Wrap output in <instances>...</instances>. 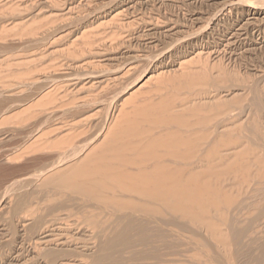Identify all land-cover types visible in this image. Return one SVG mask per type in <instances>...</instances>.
Here are the masks:
<instances>
[{
    "label": "rangeland",
    "instance_id": "obj_1",
    "mask_svg": "<svg viewBox=\"0 0 264 264\" xmlns=\"http://www.w3.org/2000/svg\"><path fill=\"white\" fill-rule=\"evenodd\" d=\"M242 3L256 11L245 12L241 9L243 8L241 7V5H243ZM0 23V46L5 47H0V95L3 97L0 99V101L3 100L2 103L0 102V264H50L51 262L44 257V254L49 249L71 248V244L73 245L75 243L74 238L80 241L81 238L84 239L85 235L90 236L91 233L100 230L102 226L112 224V215H108L110 213H108V210L106 212L104 207L106 204L110 205L109 202L115 204L116 201L114 200L106 202L104 207L98 202H91L94 203V205H92L93 207H91V210L87 213L88 217L83 219L81 217L78 218V214H76L77 216L73 214V216L70 211L71 214H68V210H65L60 214L63 219H61L60 216L58 217L60 220L47 218L45 224L35 232H30L28 226L29 223L35 221L36 218L41 215L45 218L48 209L55 207V202L59 204V202L62 203L66 200H72L68 203L69 206L74 209L81 206L80 204L83 202L80 198H83L84 201V197H82L84 194L81 195L80 193H83V191H80L81 189H74L69 186V184L68 187L63 184L57 185L59 182H57L56 179L63 174H58L56 176V173H58L56 171L61 168L62 171L60 173H64L62 165L65 166L68 162L65 166L68 170L65 169V173L68 171L69 174L74 176L76 173L72 170V167L77 160L76 166L82 170L87 169L91 166L90 162L94 159L93 156L96 154L94 157L97 158L102 148L103 152L101 153L106 154L104 152H108L104 157H112L115 156L114 154L116 153V155L119 156V161L115 163V165L117 164L122 168L125 167L127 161L130 159L139 160L137 158H140L139 161H144L148 160V157L149 159L160 158L171 152L177 151L184 155L189 153L185 155L188 156V158L184 156L182 159L191 163L198 162V159L203 156L206 157L205 155L214 159L216 164L213 163V165L215 167L213 166L212 169H209L210 171L206 170L204 174L209 177L211 176L209 184L212 187H216L218 189L214 188L216 191L221 190V192H224L223 195L226 192L228 196H226L227 198L225 197V202L227 200L226 206L224 205L225 202L222 201L224 207L219 205L218 211L216 210V212H214L213 210V213L211 212V217L216 223L217 229H220L221 234H216L215 237L212 235L211 231H207L203 228L201 231L205 235L203 237L206 238L208 234H210V237L212 236L211 241H213V243L211 242V244L215 242V247H218H216L217 252L219 253L222 251L219 253L220 256L222 254L225 260L227 259L226 261L229 260V264L236 263L234 261L235 259L233 260L230 258L235 252H239L240 254V251H242L243 254L241 252V262L238 260L237 264L248 262V258L252 256L253 257L249 259V263L255 264L254 261L257 262L256 259L258 260L257 257H259L258 264H264V259L262 258L264 257V148L262 147L264 146V112L251 105V98L253 99L254 96H258L257 98L264 104V0H0ZM37 42L38 44H36ZM29 43H31V46ZM20 46L23 48L17 50L21 48ZM191 59H193V61H191ZM189 83H192V86ZM140 84H142L143 87ZM38 85L42 86V89ZM36 86L39 87V90L35 89L37 88ZM139 86L142 88L140 89ZM181 90H184V93ZM192 90L194 91L192 92ZM5 94L6 96L9 95V100H5ZM45 94L47 100L44 99V97V100L42 99V96ZM182 96L185 98H181ZM176 97L179 100H177ZM11 98L16 101H18L19 98L21 101L19 100L16 102L14 100L11 102ZM40 98L42 103L38 101ZM20 103L21 105L19 106ZM85 103L87 105H85ZM180 103L183 105H180ZM171 104L173 106H171ZM75 106H79V108L77 107V109ZM161 106L164 107L162 108ZM15 107L17 109L13 110ZM212 107H214V110L210 111V109H213ZM89 108L90 110H87ZM169 108L170 110H167ZM203 108L205 109L203 110ZM69 109L70 111H68ZM159 109H161L162 112ZM4 110L7 112L5 113ZM143 110L145 112H143ZM151 111L153 113H151ZM19 113H21V115ZM129 113L130 118H133V120L127 117ZM163 113L168 116L163 115ZM174 113L176 114L174 115ZM192 113L198 118L196 119V117L192 116ZM202 113L205 114L203 115ZM45 114L47 117H44ZM131 114L134 116H131ZM150 115L152 116L150 117ZM156 116L159 120L163 118L161 119L162 121L159 122ZM2 117L4 119H2ZM152 117L155 120H153ZM172 117H175V119ZM216 117H218L219 121ZM149 118H152V121ZM115 119L116 121L114 122ZM206 120L211 122H206ZM202 121L207 123V125L205 126V123ZM231 122H233V124ZM149 123L150 128H148ZM151 123H153L154 126ZM171 123L174 124L172 125ZM129 124L132 125V127H130ZM133 124L136 127H134ZM136 124L139 126V129H137L138 127ZM161 124H165L166 127L161 126ZM217 124L218 126H216ZM183 126L185 129L182 128ZM237 126L239 127L238 129ZM161 128L162 130H160ZM240 128L241 130H239ZM167 129L168 131H166ZM133 130H136V132ZM148 130L150 132H148ZM141 131L143 133L148 132L147 134L149 135L152 131L154 133L150 135V138L146 133L144 136ZM231 131L233 134H231ZM119 132L122 136L125 132V137H123V139ZM115 133L117 134V138ZM210 133L212 138L209 135ZM108 134H111V137H107ZM178 134L179 136H177ZM198 134H200V136ZM236 135L237 137L239 136V139L235 138ZM140 136L141 138L139 139ZM259 137L260 139L258 140ZM113 139L115 143H113ZM169 140L170 142H168ZM202 140H204V142H202ZM246 140L250 144L248 143L247 145V143H245ZM89 141L93 143L91 144ZM101 141L105 143L103 142L102 145ZM128 141L131 143V147ZM53 142L54 144L56 142V144L53 145ZM172 142L175 143V145ZM210 143L212 145L215 143L214 150L218 151V154H216V151V155L207 154V151H209L208 148L211 146ZM252 143H254V145ZM87 144V149L83 148ZM111 144L114 146L116 145V147ZM125 144L126 146H124ZM127 145H129V147ZM247 147L249 148L248 150ZM242 148L245 150H242ZM70 149L76 152L73 153ZM77 149L83 151L79 154V152L77 153ZM125 149L128 155L124 152ZM87 151L88 153L91 151L89 159L87 157L89 155ZM110 151H114L111 152L112 155L109 153ZM138 151L139 153L135 154ZM200 151L201 153H199ZM122 152L125 154L123 153V155ZM140 152H142V154ZM163 153L165 154L163 155ZM58 154L63 157L67 154L70 155L64 157L67 159H63L62 156L60 159V155L58 157ZM103 154L99 156L100 160L98 157V159L95 158V161L93 160L91 163L95 164V162L97 163L98 161L101 162L102 159L104 160ZM68 156H70V158ZM84 156L85 158L87 157L85 161L83 159ZM129 157L130 159H128ZM120 158L122 159L120 160ZM57 159L60 160L59 162H61V160L63 162L66 160V163H58ZM82 159L83 163L85 162L84 164L81 163ZM126 159L128 160L126 161ZM55 160L57 164L54 163ZM121 161L122 164L126 162L125 165H121ZM218 161L221 162L219 163ZM50 163L53 167H49L48 169H51L49 171L46 167L50 166ZM69 163L71 166H68ZM78 163H81V166ZM53 164L57 167L55 168ZM58 164H60V166ZM227 164L229 167L226 166ZM42 165L45 166L43 167ZM224 166L227 167V169ZM69 168H71L70 171ZM43 170L44 173L47 172V174H42L41 172H43ZM226 170L229 172L227 173ZM71 171H73V173H71ZM53 172H56L55 175ZM34 174L40 179L36 178ZM37 174L40 175L37 176ZM51 175L55 176V178H53V176L51 179H55L53 183L55 182L57 184H48V182H46L47 180H45L46 186L43 185L42 179L50 178ZM67 176L65 174L64 177ZM80 176H77L79 178L78 180L76 179V175L74 176L77 183L82 182L81 180L84 181L86 178L82 176L84 179L81 177L80 180ZM231 177L235 180L233 181ZM236 181L239 182L237 183ZM50 182L52 183V181ZM112 182L113 184H111ZM117 182H109L112 188H117L115 190L116 196L114 197L117 198L116 200L126 195L121 192L122 190L118 189L117 186L119 184H117ZM233 183L235 185H233ZM61 187H67L68 190L67 188L63 190ZM255 188L260 191L257 192ZM58 190L60 191L57 192ZM63 191H65V193H63ZM106 191V189L102 190V188L100 189L98 186L93 192L91 191V194L88 192L86 196L90 195L96 197V194L97 196L100 194H107ZM23 192L25 193L24 195L27 194L25 197L27 198V205H29L25 206L24 210H27L28 207L31 208V210H27L29 216L23 213L25 212L23 210L20 215L14 217L12 216L11 210L15 202L21 198L18 197V194H23ZM50 192L52 195L54 193V195L52 196L49 194ZM221 192L219 191V194ZM108 193H110V191ZM59 194L64 198L63 201ZM121 195L124 196L121 197ZM113 203L111 205H113ZM98 204H100V206ZM251 204L252 207H250ZM96 207H100L102 210L104 209L106 213L100 208L97 210ZM107 207L108 206L105 208ZM241 208L243 210L245 208V210L243 211ZM259 209L261 211H259ZM231 210H233V212ZM37 212H40L39 215ZM8 214L10 216H8ZM63 214H65V216H62ZM92 217L94 219L93 221H96L94 224L95 226L88 222ZM257 217L260 219L255 220ZM24 220L30 221L25 222ZM55 222H57V224ZM79 223H82L83 226L81 224L79 225ZM232 224L233 226L236 225L235 227H237L239 231H245L246 228H248L240 242L241 245H236V247L233 245L234 248L227 243L230 242V237L228 238L230 235L229 231L228 234L225 233L228 227V230L230 228L235 230ZM22 225H24V227ZM237 228L236 230H238ZM251 229H253V231ZM13 230L14 232H12ZM114 230L109 229L105 235L110 236L113 235L114 232L115 234L118 232V230ZM108 233L110 235H108ZM219 236L220 238H218ZM208 237L209 236H207V240L210 238ZM228 248L232 251H228ZM193 254V251H191L189 256L186 254L188 257H179V259L185 262L191 257L188 261L191 260L193 262L197 258ZM243 255L245 257L244 259ZM246 257L248 258L246 259ZM232 258L234 257L232 256ZM81 260V257H65L62 260L63 262L58 261L52 264H61L65 262L67 264H78L82 262ZM261 260L262 262L259 263ZM130 262H132V264L134 262L135 264L136 261L127 260L125 264H131ZM137 263L138 262H136V264Z\"/></svg>",
    "mask_w": 264,
    "mask_h": 264
},
{
    "label": "bare ground",
    "instance_id": "obj_2",
    "mask_svg": "<svg viewBox=\"0 0 264 264\" xmlns=\"http://www.w3.org/2000/svg\"><path fill=\"white\" fill-rule=\"evenodd\" d=\"M241 4V3H240ZM243 4V3H242ZM241 7H243V8H241V9H243L245 12H252V11H256L255 9H253V8H251V7H249V6H247V5H241ZM72 9V8H71ZM62 11V10H61ZM69 13V12H68ZM39 14V13H38ZM41 14V13H40ZM56 15V14H55ZM57 17V16H56ZM15 18V17H14ZM19 18V17H18ZM21 18V17H20ZM4 19V18H3ZM16 19V18H15ZM7 20H9V19H7ZM17 20V19H16ZM29 20V19H28ZM13 21V20H12ZM21 21V20H20ZM27 21V20H26ZM5 22V21H4ZM23 22V21H22ZM28 22V21H27ZM21 23V22H20ZM25 23V22H24ZM41 23V22H40ZM73 23V22H72ZM1 24V23H0ZM17 24H18V22H17ZM71 24V23H70ZM21 25V24H20ZM3 26V25H2ZM29 26V25H28ZM13 28V27H12ZM40 29V28H39ZM6 30H8V29H6ZM5 30V31H6ZM34 30H36V29H34ZM13 32H15V31H13ZM23 32V31H22ZM29 32V31H28ZM32 32V31H31ZM36 32V31H35ZM4 33V32H3ZM21 34V33H20ZM34 34V33H33ZM42 35H44V34H42ZM20 38H21V36H20ZM33 38V37H32ZM22 39V38H21ZM45 39V38H44ZM43 39V40H44ZM48 39V38H47ZM46 39V40H47ZM38 40V39H37ZM7 41V40H6ZM31 41V40H30ZM41 41V40H40ZM45 42V41H44ZM32 43V42H31ZM31 43H29V45L31 44ZM22 44V43H21ZM23 44H24V42H23ZM36 44H38V42L36 43ZM27 45H28V43H27ZM25 46V45H24ZM31 46V45H30ZM1 47V46H0ZM4 47V46H3ZM3 47H1V48H3ZM21 47V46H20ZM5 48V47H4ZM8 48V47H7ZM6 48V49H7ZM9 48H10V46H9ZM19 48V47H18ZM23 47H21L20 49H17V50H21ZM5 49V50H6ZM12 49H13V46H12ZM29 49H30V47H29ZM2 50V49H1ZM14 50V49H13ZM16 50V51H17ZM24 50V49H23ZM7 51V50H6ZM27 51V50H26ZM8 52V51H7ZM14 52V51H13ZM93 52V51H92ZM3 53V52H2ZM1 53V54H2ZM94 54V53H93ZM92 54V55H93ZM95 55H97V54H95ZM99 55V54H98ZM191 61H193V59H191ZM2 64V63H1ZM187 64V63H186ZM186 64H184V65H186ZM18 65V64H17ZM182 65V64H181ZM198 66V65H197ZM26 67V66H25ZM130 68V67H129ZM186 68H187V66H186ZM184 69V68H183ZM190 69V68H189ZM129 70H131V69H129ZM182 70V69H181ZM132 71V70H131ZM174 71V70H173ZM190 71V70H189ZM176 72H178V71H176ZM193 72V71H192ZM191 72V73H192ZM205 72H207V71H205ZM154 73V72H153ZM162 73H164V72H162ZM125 74V73H124ZM159 74V73H158ZM188 74V73H187ZM193 74V73H192ZM111 75V74H110ZM109 75V76H110ZM117 75V74H116ZM194 75V74H193ZM120 76V75H119ZM187 76V75H186ZM199 77V76H198ZM119 78V77H118ZM149 78V77H148ZM150 79V78H149ZM162 79V78H161ZM167 79V78H166ZM96 80V79H95ZM114 80V79H113ZM174 80V79H173ZM189 80V79H188ZM191 80H193V79H191ZM115 81V80H114ZM117 81V80H116ZM148 81V80H147ZM203 81V80H202ZM118 82V81H117ZM152 82V81H151ZM150 82V83H151ZM179 82V81H178ZM177 82V83H178ZM183 82V81H182ZM188 82H190V81H188ZM138 83V82H137ZM153 83V82H152ZM169 83H170V80H169ZM176 83V82H175ZM183 83H185V82H183ZM216 83V82H215ZM100 84H101V81H100ZM144 84V83H143ZM145 84H147V83H145ZM181 84V83H180ZM189 84H191V86H192V83H189ZM188 84V85H189ZM196 84V83H195ZM131 85V84H130ZM141 86H142V84H140ZM176 85V84H175ZM178 85V84H177ZM185 85V84H184ZM197 85V84H196ZM39 87H41V89H42V86H40V85H38ZM156 86V85H155ZM182 86V85H181ZM201 86V85H200ZM37 87V86H36ZM39 87H37V88H35V89H38L39 90ZM130 87V86H129ZM143 87V86H142ZM142 87H140L139 86V88L141 89ZM183 87H187V86H183ZM192 88V87H191ZM40 89V90H41ZM138 89V88H137ZM179 89V88H178ZM130 90V89H129ZM37 91V90H36ZM44 91V90H43ZM43 91H41V92H43ZM125 91V90H124ZM123 91V92H124ZM137 91V90H136ZM139 91V90H138ZM158 91V90H157ZM159 91H161V90H159ZM182 91V90H181ZM184 91V90H183ZM182 91V92H183ZM194 90H192V92H193ZM2 92V91H1ZM9 92V91H8ZM34 92V91H33ZM32 92V93H33ZM164 92V91H163ZM250 92V91H249ZM7 93V92H6ZM36 93V92H35ZM136 93H139V92H136ZM181 93V92H180ZM184 93V92H183ZM196 93V92H195ZM194 93V94H195ZM204 93V92H203ZM256 93V92H255ZM1 94V93H0ZM124 94V93H123ZM158 94V93H157ZM160 94V93H159ZM182 94V93H181ZM3 95H4V92H3ZM2 95V96H3ZM35 95V94H34ZM121 95H122V93H121ZM198 95V94H197ZM208 95V94H207ZM5 96H6V94H5ZM5 96H4V98H5ZM9 96V95H8ZM8 96H6V99L5 100H9L10 98L8 97ZM28 96V95H27ZM36 96V95H35ZM133 96V95H132ZM144 96H146V95H144ZM186 96V95H185ZM210 96V95H209ZM227 96V95H226ZM0 97H1V95H0ZM43 97H44V99H46L47 100V98H45V97H47L46 96V94L44 95V96H42V99H43ZM161 97V96H160ZM160 97H158V98H160ZM173 97L175 98V96L173 95ZM205 97V96H204ZM223 97V96H222ZM258 97V96H257ZM257 97H255L254 96V98L252 99L251 98V101H252V104L251 105H253V107H256V108H258L260 111H262V112H264V107H263V105L264 104H262L261 103V101H260V99L259 98H257ZM3 97H1L0 99H2ZM13 98V97H12ZM11 98V99H12ZM181 98H185V97H181ZM29 99V98H28ZM43 99V100H44ZM164 99V98H163ZM176 99H177V97H176ZM220 99V98H219ZM15 100V99H14ZM13 99L11 100V102L12 101H14ZM20 99L18 98V101H19ZM133 100V99H132ZM136 100H137V97H136ZM136 100H135V102H136ZM156 100V99H155ZM174 100V99H173ZM177 100H179V99H177ZM201 100V99H200ZM214 100H216V99H214ZM2 101L3 100H1L0 102L2 103ZM16 101V100H15ZM18 101H16V102H18ZM21 101V100H20ZM23 101H25V100H23ZM22 101V102H23ZM38 101H40L41 102V98H40V100L38 99ZM130 101V100H129ZM157 101H160V100H157ZM161 101H163V100H161ZM175 101V100H174ZM211 101H212V99H211ZM250 101V100H249ZM37 102V101H36ZM44 102V101H43ZM167 102V101H166ZM170 102V101H169ZM176 102V101H175ZM183 102V101H182ZM181 102V103H182ZM186 102V101H185ZM209 102V101H208ZM29 103V102H28ZM42 103V102H41ZM46 103V102H45ZM128 103V102H127ZM159 103V102H158ZM162 103V102H161ZM171 103V102H170ZM177 103V102H176ZM180 103V105H183V104H181ZM193 103H194V101H193ZM192 103V104H193ZM202 103V102H201ZM215 103V102H214ZM224 103V102H223ZM13 104H14V102H13ZM37 104V103H36ZM124 104V103H123ZM131 104V103H130ZM142 104V103H141ZM154 104H156V103H154ZM166 104H168V103H166ZM197 104V103H196ZM203 104V103H202ZM208 104V103H207ZM249 104V103H248ZM21 105V103L19 104V106ZM25 105V104H24ZM84 105V104H83ZM85 105H87L86 103H85ZM84 105V106H85ZM127 105V104H126ZM137 105V104H136ZM174 105H175V103H174ZM179 105V104H178ZM189 105V104H188ZM199 105V104H198ZM212 105H214V104H212ZM226 105V104H225ZM250 105V104H249ZM10 106V105H9ZM8 106V107H9ZM16 106L18 107V105L16 104ZM143 106V105H142ZM155 106V105H154ZM159 106V105H158ZM171 106H173L172 104H171ZM187 106V105H186ZM203 106H204V104H203ZM211 106V105H210ZM72 107V106H71ZM76 107V106H75ZM78 108H79V106H77ZM76 107V108H77ZM86 107V106H85ZM121 107H122V105H121ZM135 107V106H134ZM134 107H131V108H134ZM162 107V106H161ZM164 107V106H163ZM162 107V108H163ZM199 107V106H198ZM201 107V106H200ZM77 108V109H78ZM82 108V107H81ZM125 108V107H124ZM161 108V109H162ZM166 108H167V106H166ZM185 108V107H184ZM196 108V107H195ZM206 108H208V107H206ZM211 108V107H210ZM213 109H210V111L211 110H214V107H212ZM252 108V107H251ZM255 108V109H256ZM12 109V108H11ZM17 108L15 107V109H13V110H16ZM71 109V108H70ZM70 109L68 110V111H70ZM77 109H75V110H77ZM161 109H159V110H161ZM172 109V108H171ZM173 109H174V107H173ZM176 109V108H175ZM197 109V108H196ZM195 109V110H196ZM205 108H203V110H204ZM215 109H216V106H215ZM218 109V108H217ZM254 109V108H253ZM252 109V110H253ZM257 109V110H258ZM7 110V109H6ZM85 110V109H84ZM87 110H90V108L89 109H87ZM118 110V109H117ZM137 110V109H136ZM167 110H170V108L169 109H167ZM181 110V109H180ZM188 110H189V107H188ZM200 110V109H199ZM199 110H197V111H199ZM207 110V109H206ZM219 110V109H218ZM258 110V111H259ZM5 111V110H4ZM10 111V110H9ZM80 111V110H79ZM83 111V110H82ZM120 111V110H119ZM132 111V110H131ZM152 111H153V106H152ZM151 111V113H153ZM174 111V110H173ZM186 111V110H185ZM196 111V112H197ZM210 111H208V112H210ZM248 111V110H247ZM7 111H5V113H6ZM130 112V111H129ZM137 112V111H136ZM142 112V111H141ZM143 112H145L144 110H143ZM155 112V111H154ZM161 112H162V110H161ZM164 112V111H163ZM177 112V111H176ZM180 112H182V111H180ZM187 112H189V111H187ZM195 112V113H196ZM121 113V112H120ZM123 113H124V111H123ZM135 113V112H134ZM150 113V114H151ZM166 113H167V111H166ZM185 113V112H184ZM190 113H191V110H190ZM212 113V112H211ZM217 113V112H216ZM219 113V112H218ZM3 114H4V112H3ZM20 115H21V113H19ZM18 114V115H19ZM119 114V113H118ZM176 113H174V115H175ZM203 114V113H202ZM205 114V113H204ZM203 114V115H204ZM208 114V113H207ZM5 115V114H4ZM117 115V114H116ZM120 115V114H119ZM156 115V114H155ZM158 115V114H157ZM159 115H162V114H159ZM163 115H167V114H164L163 113ZM181 115V114H180ZM196 115V114H195ZM210 115V114H209ZM256 115H258V114H256ZM261 115V114H260ZM3 116V115H2ZM125 116V115H124ZM131 116H134V115H132L131 114ZM152 115H150V117H151ZM168 116V115H167ZM170 116V115H169ZM173 116V115H172ZM179 116V115H178ZM192 116H194L193 115V113H192ZM208 116V115H207ZM213 116V115H212ZM218 116V115H217ZM6 117V116H5ZM44 117H47L46 116V114H45V116ZM128 118H130V113H129V116H127ZM154 117V116H153ZM152 117V118H153ZM162 117V116H161ZM165 117V116H164ZM176 117V116H175ZM175 117H172V118H174L175 119ZM184 117V116H183ZM194 117H196V119L198 118L197 116H194ZM205 117V116H204ZM203 117V118H204ZM214 117H215V115H214ZM214 117H213V119H214ZM261 117V116H260ZM9 118V117H8ZM124 118V117H123ZM148 118V117H147ZM151 118V119H152ZM155 118V117H154ZM153 118V120H155ZM156 118H157V116H156ZM180 118H181V116H180ZM187 118V117H186ZM211 118V117H210ZM217 118V120H218V117H216ZM215 118V119H216ZM257 118V117H256ZM259 118V117H258ZM2 119H4L3 117H2ZM44 119V118H43ZM133 120V118H130V120ZM150 119V118H149ZM148 119V120H149ZM150 119V120H151ZM158 119V118H157ZM161 119H163V118H161ZM159 120V122L160 121H162V120ZM166 119H167V117H166ZM195 119V120H196ZM207 119H208V117H207ZM261 119V118H260ZM119 120V119H118ZM127 120V119H126ZM135 120V119H134ZM146 120V119H145ZM170 120V119H169ZM172 120V119H171ZM180 120V119H179ZM182 120V119H181ZM116 121V119L114 120V122ZM147 121V120H146ZM152 121V120H151ZM164 121H165V118H164ZM208 120H206V122H207ZM219 121V120H218ZM255 121V120H254ZM128 122V121H127ZM150 122V121H149ZM157 122V121H156ZM173 122H174V120H173ZM203 122V121H202ZM208 122H211V121H208ZM257 122H259V121H257ZM264 122V121H263ZM117 123V122H116ZM130 123V122H129ZM146 123H148V122H146ZM145 123V124H146ZM162 123V122H161ZM167 123H168V120H167ZM175 123V122H174ZM173 123V124H174ZM198 123V122H197ZM203 123H205V122H203ZM232 124H233V122H231ZM110 124V123H109ZM115 124V123H114ZM120 124V123H119ZM124 124V123H123ZM126 124V123H125ZM135 124V123H134ZM133 124V126L134 127H136L135 125ZM151 124H153V123H151ZM160 124V123H159ZM169 124V123H168ZM167 124V125H168ZM172 124V123H171ZM171 124H170V126H171ZM172 124V125H173ZM180 124V123H179ZM188 124V123H187ZM200 124H201V122H200ZM210 124V123H209ZM212 124V123H211ZM137 125V124H136ZM144 125V124H143ZM148 125V124H147ZM146 125V126H147ZM157 125V124H156ZM177 125V124H176ZM184 125H185V123H184ZM202 125V124H201ZM207 125V123H205V126ZM105 126V125H104ZM124 126V125H123ZM125 126H127V125H125ZM129 126L130 127H132V125H130L129 124ZM149 127L148 128H150V123H149V125H148ZM152 126V125H151ZM153 126H154V124H153ZM161 126H165V124L163 125V124H161ZM181 126V125H180ZM209 126V125H208ZM211 126V125H210ZM216 126H218V124L216 125ZM234 126V125H233ZM238 126H240V125H238ZM237 126V129L239 128ZM245 126V125H244ZM243 126V127H244ZM258 126V125H257ZM256 126V127H257ZM264 126V125H263ZM118 127H120V126H118ZM137 129H139V126L137 125ZM157 127V126H156ZM159 127V126H158ZM166 127V126H165ZM172 127V126H171ZM178 127V126H177ZM190 127V126H189ZM196 127V126H195ZM198 127H200V126H198ZM203 127V126H202ZM231 127V126H230ZM235 127V126H234ZM234 127H232V128H234ZM115 128V127H114ZM117 128V127H116ZM154 128V127H153ZM170 128V127H169ZM181 128V127H180ZM182 128H184L185 129V127L183 126ZM188 128V127H187ZM192 128V127H191ZM217 128H219V127H217ZM221 128V127H220ZM103 129V128H102ZM110 129H111V127H110ZM120 129V128H119ZM121 129H122V127H121ZM120 129V130H121ZM132 129H134V128H132ZM146 129V128H145ZM156 129H158V128H156ZM176 129V128H175ZM236 129V130H237ZM258 129V128H257ZM256 129V130H257ZM263 129V128H262ZM127 130V129H126ZM129 130V129H128ZM149 130H151V129H149ZM148 130V132H150ZM160 130H162V128L160 129ZM173 130V129H172ZM178 130V129H177ZM188 130V129H187ZM239 130H241V128L239 129ZM115 131V130H114ZM113 131V132H114ZM118 131V130H117ZM116 131V132H117ZM125 131V130H124ZM133 131H135L136 132V130H133ZM132 131V132H133ZM138 131V130H137ZM166 131H168V129L166 130ZM165 131V132H166ZM170 131V130H169ZM176 131V130H175ZM201 131H203V130H201ZM210 131V130H209ZM212 131V130H211ZM214 131V130H213ZM218 131H219V129H218ZM246 131V130H245ZM244 131V132H245ZM142 132V131H141ZM140 132V133H141ZM147 132V133H148ZM185 132H187V131H185ZM189 132V131H188ZM224 132V131H223ZM238 132V131H237ZM247 132V131H246ZM120 133V132H119ZM125 133V132H124ZM124 133H123V136H122V134H121V136H122V139H123V137H125L124 136ZM143 133V132H142ZM146 133V132H145ZM145 133H143V135L145 136ZM146 133V134H147ZM154 132L152 131V133H150V135L151 134H153ZM199 133V132H198ZM205 133H207V132H205ZM204 133V134H205ZM236 133V132H235ZM258 133V132H257ZM257 133H256V135H257ZM131 134V133H130ZM133 134V133H132ZM156 134V133H155ZM163 134V133H162ZM189 134V133H188ZM192 134V133H191ZM201 134V133H200ZM200 134H198L199 136H200ZM220 134V133H219ZM224 134V133H223ZM231 134H233L232 133V131H231ZM244 134V133H243ZM247 134V133H246ZM263 134V133H262ZM106 135V134H105ZM114 135V134H113ZM133 135H135V134H133ZM148 136H150L149 134H147ZM146 135V136H147ZM175 135V134H174ZM210 136H211V133L209 134ZM218 135V134H217ZM235 135V134H234ZM245 135V134H244ZM42 136H44V135H42ZM93 136V135H92ZM96 136V135H95ZM99 136V135H98ZM104 136V135H103ZM115 136H116V138H117V134L115 133ZM120 136V135H119ZM126 136H128V135H126ZM142 136V135H141ZM141 136L139 137V139L141 138ZM143 136V137H144ZM148 136H147V138H148ZM177 136H179V134L177 135ZM194 136V135H193ZM216 136V135H215ZM219 136V135H218ZM225 136V135H224ZM248 136V135H247ZM246 136V137H247ZM97 137V136H96ZM95 137V138H96ZM107 137H111V134H108V136ZM106 137V138H107ZM113 137V136H112ZM130 137V136H129ZM131 137H132V135H131ZM155 137V136H154ZM157 137V136H156ZM185 137H186V135H185ZM202 137V136H201ZM239 137V136H238ZM237 137V135H236V137L235 138H238ZM244 137V136H243ZM104 138H105V136H104ZM118 138H120V137H118ZM150 138H151V136H150ZM161 138V137H160ZM159 138V139H160ZM164 138H166V137H164ZM171 138V137H170ZM173 138V137H172ZM179 138V137H178ZM197 138V137H196ZM211 138H212V136H211ZM210 138V139H211ZM229 138V137H228ZM234 138V139H235ZM242 138V137H241ZM250 138V137H249ZM30 139H31V137H30ZM90 139V138H89ZM126 139V138H125ZM130 139V138H129ZM135 139V138H134ZM144 139V138H143ZM157 139V138H156ZM217 139V138H216ZM239 139V138H238ZM237 139V140H238ZM247 139V138H246ZM260 139V137L258 138V140ZM262 139V138H261ZM86 140H88V139H86ZM94 140H96V139H94ZM104 140V139H103ZM117 140V139H116ZM131 140H132V138H131ZM145 140V139H144ZM163 140V139H162ZM178 140V139H177ZM185 140H186V138H185ZM248 140V139H247ZM247 140H246V142L245 143H247V145H248V143L249 142H247ZM250 140V139H249ZM53 141V140H52ZM58 141H59V139H58ZM61 141V140H60ZM122 141V140H121ZM137 141H138V138H137ZM175 141V140H174ZM200 141V140H199ZM198 141V142H199ZM222 141V140H221ZM225 141V140H224ZM251 141V140H250ZM261 141V140H260ZM259 141V142H260ZM91 144L93 143L92 141H89ZM102 142V145H103V142L104 141H101ZM105 142H106V144H107V141H106V139H105ZM104 142V143H105ZM112 142V141H111ZM120 142V141H119ZM118 142V143H119ZM125 142V141H124ZM129 142V141H128ZM140 142V141H139ZM144 142V141H143ZM168 142H170V140L168 141ZM190 142V141H189ZM188 142V143H189ZM196 142H197V140H196ZM202 142H204V140H202ZM214 142V141H213ZM226 142V141H225ZM231 142V141H230ZM238 142V141H237ZM252 142V141H251ZM254 142V141H253ZM110 143V142H109ZM113 143H115L114 142V139H113ZM122 143H123V141H122ZM130 143V142H129ZM145 143H147V142H145ZM150 143V142H149ZM152 143H153V141H152ZM154 143H157V142H154ZM158 143H160V142H158ZM162 143V142H161ZM165 143H166V141H165ZM173 143V142H172ZM178 143V142H177ZM194 143V142H193ZM208 143V142H207ZM207 143H206V145H207ZM218 143V142H217ZM240 143V142H239ZM244 143V142H243ZM55 144H56V142H55ZM54 144V142H53V145H55ZM121 144V143H120ZM167 144V143H166ZM174 145H175V143H173ZM211 144V143H210ZM215 143H213V145L211 144V146H213V147H209L208 148V150L209 151H207V154H215V151L216 150H214L215 148V145H214ZM237 144V143H236ZM250 144V143H249ZM253 145H254V143H252ZM251 144V145H252ZM256 144V143H255ZM258 144V143H257ZM90 145V144H89ZM96 145V144H95ZM101 145V144H100ZM105 145V144H104ZM112 145V144H111ZM135 145H136V143H135ZM158 145V144H157ZM161 145V144H160ZM174 145H173V147H174ZM178 145V144H177ZM205 145V146H206ZM239 145V144H238ZM84 146V145H83ZM82 146V147H83ZM106 146V145H105ZM112 146H114V145H112ZM124 146H126V144L124 145ZM128 147H129V145H127ZM154 146V145H153ZM162 146V145H161ZM161 146H160V148H161ZM190 146V145H189ZM193 146V145H192ZM217 146V145H216ZM219 146H220V144H219ZM224 146V145H223ZM227 146V145H226ZM231 146V145H230ZM229 146V147H230ZM237 146V145H236ZM244 146H245V144H244ZM257 146V145H256ZM260 146V145H259ZM87 147H88V144L87 145H85L83 148H86L87 149ZM97 147V146H96ZM114 147H116V145L114 146ZM130 147H131V143H130ZM144 147V146H143ZM197 147V146H196ZM199 147V146H198ZM228 147V148H229ZM263 148H264V146H262ZM82 148V149H83ZM108 148V147H107ZM136 148V147H135ZM166 148H168V147H166ZM189 148H192V147H189ZM233 148V147H232ZM246 148V147H245ZM258 148V147H257ZM89 149V148H88ZM96 149V148H95ZM105 149V148H104ZM111 149V148H110ZM118 149V148H117ZM124 149V148H123ZM141 149V148H140ZM143 149V148H142ZM145 149V148H144ZM147 149V148H146ZM168 149H170V148H168ZM188 149V148H187ZM194 149V148H193ZM204 149V148H203ZM219 149V148H218ZM230 149V148H229ZM236 149V148H235ZM244 148H242V150H243ZM249 148L247 147V150H248ZM252 149V148H251ZM70 150H72V149H70ZM78 150V149H77ZM90 150V149H89ZM114 150V149H113ZM116 150V149H115ZM122 150V149H121ZM121 150H120V152H121ZM127 150H129V149H127ZM148 150V149H147ZM155 150V149H154ZM167 150V149H166ZM176 150H177V148H176ZM245 150V149H244ZM254 150V149H253ZM73 151V153L74 152H76L75 150H72ZM71 151V152H72ZM83 151V150H82ZM82 151H77V153L79 152V154H80V152H82ZM85 151V150H84ZM92 151V150H91ZM91 151L88 153V151H87V153L89 154L87 157H88V159H89V156L91 155L90 153H91ZM100 151V150H99ZM108 151V150H107ZM126 151V149L124 150V152ZM131 151V150H130ZM135 151H136V149H135ZM141 151V150H140ZM150 151V150H149ZM148 151V152H149ZM162 151V150H161ZM160 151V152H161ZM169 151V150H168ZM167 151V152H168ZM175 151V150H174ZM188 151H190V150H188ZM231 151V150H230ZM252 151V150H251ZM250 151V152H251ZM264 151V150H263ZM67 152V151H66ZM96 152V151H95ZM101 152H103V148H102V151ZM99 153L100 155H102L103 153ZM111 152H114V151H110L109 153L111 154ZM124 152H122V154L124 153ZM198 152V151H197ZM220 152V151H219ZM239 152H241V151H239ZM238 152V153H239ZM63 153H65V152H63ZM68 153V152H67ZM104 153H108V152H104ZM125 153H127V152H125ZM124 153V154H125ZM139 153V151L137 152V153H135V154H138ZM141 154H142V152H140ZM146 153V152H145ZM199 153H201V151L199 152ZM236 153V152H235ZM254 153V152H253ZM252 153V154H253ZM71 155H73L72 153H70ZM70 154H67V155H70ZM83 154V153H82ZM95 154V153H94ZM106 154H103V157H104V155H106ZM120 154V153H119ZM121 154V155H122ZM123 154V155H124ZM165 153H163V155H164ZM168 154V153H167ZM187 154V153H186ZM185 154V155H186ZM189 154V153H188ZM187 154V155H188ZM194 154V153H193ZM216 154H218V151H216ZM215 154V155H216ZM223 154V153H222ZM242 154V153H241ZM244 154H246V153H244ZM243 154V155H244ZM258 154H259V152H258ZM59 155L60 154H58V157H59ZM66 155V156H67ZM87 155V154H86ZM85 155V156H86ZM93 155V154H92ZM96 155V154H95ZM94 155V156H95ZM99 155V156H100ZM109 155V154H108ZM112 155V154H111ZM115 156H112V157H110V156H106V157H104V160L102 159L101 160V162L100 161H98L97 163L95 162V164H92L91 162L96 158V157H94L93 156V160L90 162V167H88L87 169H84V170H82V169H80L78 166H76V163L78 162V160H77V162L75 163V165L73 164L74 163V161H73V167H72V170H74L75 171V175H76V179L78 180L79 178L77 177V176H80V180H81V177L82 176H84V177H86L85 179H84V181L83 180H81L82 182H79V183H77V180L75 181V175L74 176H72V174H69V172L68 171H66V173H65V169H67V167L65 168V166L67 165V163L64 161H62L61 160V162H59L60 160L59 159H57V162L58 163H61L62 164V162H63V164L64 163H66L65 164V166H63L62 165V167L64 168L63 169V171H64V173L66 174V176L67 177H64L65 176V174L64 173H60L61 171H62V169L60 168L58 171H56V172H58V173H56V176L58 175V174H63L62 176H58V178L56 179L57 180V182H59L58 184L57 183H55V184H57V185H60V184H63L64 186H66L67 185V187H68V184H69V186H71L72 188H74V189H81L80 191H83V193H80L81 195L82 194H84V195H82V197H84V201H83V198H80V200L82 199V202L83 203H79V201H78V203L81 205V206H79V208H72L71 206H69L68 205V203H70L72 200H66L65 202H59V200H60V198H59V200H58V202H59V204L57 203V202H55L56 203V205H55V207H53V208H51V209H48V211H47V214H46V216H45V218L41 215V216H39L38 218H36V220L35 221H33V222H31V223H29V230H30V232L32 231V232H35V231H37V230H39L40 229V227L42 226V225H44L45 224V222H46V219L47 218H50V219H58V220H60L58 217L60 216V214L61 213H63L65 210H68L67 211V213L68 214H71V215H76V214H78V218L79 217H81L82 219L83 218H86V217H88L87 216V213L89 212V210H91V207H93L92 205H94V203H91V202H98V203H100L103 207H104V205L106 204V202H108L109 200H111V201H116V203L114 204L113 202V205H111L112 203L111 202H109L110 203V205H107L106 204V206H108L107 208H105L104 207V209H106V212H107V210H108V213H110V214H108V215H112V218H113V221H112V224L111 225H107V226H102V228L100 229V230H96L97 232H93V233H91L90 234V236L89 235H85L84 236V239H80V241H77V239H75L74 238V241H75V243L74 242H72V243H74L73 245L71 244V248H62V249H54V248H52V249H49L47 252L46 251H44V252H46L44 255V257H45V259H47V260H49L50 262V264H52V263H56V262H60V261H62L65 257H81L82 258V262H79V263H81V264H125L126 262H127V260L128 261H136V262H138L137 264H229L228 263V261H226L225 260V258H224V256H222V254H221V256H220V252H222V251H220L219 253L217 252V248L215 247V242H214V244H211V242L213 243V241H211V237H210V234H208L207 236H209L208 238H209V240H210V242H209V240H207V236H206V238L205 237H203V236H205L201 231H202V229L203 228H205L207 231L209 230V231H211L212 232V235L213 236H215L216 234H221V231H220V229L218 228L217 229V225H216V223L213 221V218L211 217V214L213 213L212 211L214 210V212H216V210L218 211V209H219V205L220 206H223L222 205V203L223 202H225V197L226 196H228L227 195V193L225 192V194L223 195V193L224 192H221V190H219L221 193L219 194V191H216V187H212L210 184H209V181H210V177L209 176H206L204 173H205V171L206 170H209V169H212V167L214 166L213 165V163H215V160L214 159H212V158H210V157H207V155H205L206 157H202V158H200V159H198V162L196 161V163L194 162H187V161H185L184 159H182V157H184L185 155L184 154H181V153H179L178 151L177 152H171V153H169L168 155H165V156H162V157H157V158H152V159H149V157H148V160H144V161H139L140 160V158H137V159H139V160H133V159H130V157L128 158V159H130L129 161H127L128 159H126V161H127V163H126V165H125V163H123L124 165H125V167L124 168H122L121 166H119V165H115V163H117L118 161H119V156H117L116 155V153L114 154ZM127 155H128V153H127ZM126 155V156H127ZM134 155V154H133ZM132 155V156H133ZM150 155V154H149ZM151 155H153V154H151ZM161 155V154H160ZM231 155V154H230ZM61 156L62 155H60V159H61ZM65 155H64V157H66ZM77 156H79V155H77ZM76 156V157H77ZM85 156H84V161L87 159V157L85 158ZM98 156V155H97ZM98 156V157H99ZM143 156H145V155H143ZM147 156V155H146ZM201 156H202V154H201ZM210 156V155H209ZM235 156V155H234ZM239 156V155H238ZM254 156V155H253ZM63 156H62V158L63 159H67V158H64ZM69 158H70V156H68ZM74 157V156H73ZM72 157V158H73ZM76 157H75V159H76ZM83 157V156H82ZM98 157L96 158V159H98ZM212 157V156H211ZM240 157V156H239ZM263 157V156H262ZM56 158H57V155H56ZM78 158V157H77ZM80 158V157H79ZM124 158H126V157H124ZM142 158V157H141ZM185 158H188V156H185ZM242 158H243V156H242ZM244 158H247V157H244ZM248 158H249V155H248ZM264 158V157H263ZM83 159H82V162L81 163H83ZM91 159V158H90ZM122 158H120V160H121ZM144 159V158H143ZM145 159H147V158H145ZM215 159H217V158H215ZM240 159V158H239ZM252 159V158H251ZM254 159V158H253ZM72 160V159H71ZM73 160H74V158H73ZM81 160V159H80ZM80 160H79V162H80ZM99 160H100V157H99ZM125 160V159H124ZM190 160V159H189ZM220 160V159H219ZM225 160V159H224ZM250 160V159H249ZM68 161V160H67ZM69 161H70V159H69ZM95 161V160H94ZM222 161V160H221ZM220 161V162H221ZM236 161V160H235ZM255 161V160H254ZM50 162H52V161H50ZM86 162H88V161H86ZM151 162H153V163H151ZM219 162V161H218ZM219 162V163H220ZM53 163V162H52ZM54 163H56V160L54 161ZM81 163H78L80 166H81ZM85 163V162H84ZM83 163V164H84ZM94 163V162H93ZM121 163V165H123L122 164V161L120 162ZM151 163V164H150ZM237 163V162H236ZM57 164V163H56ZM77 164V165H78ZM119 164V163H118ZM216 164V163H215ZM240 164V163H239ZM53 165H55V164H53ZM59 166H60V164H58ZM86 165H87V163H86ZM224 165H225V163H224ZM43 166V165H42ZM45 166V165H44ZM43 166V167H44ZM48 166V165H47ZM52 165H51V163H50V166H48V167H46V169L47 170H49L48 168L49 167H51ZM58 166V167H59ZM68 166H71L70 165V163L68 164ZM85 166V165H84ZM89 166V165H88ZM218 166V165H217ZM226 166H228V164L226 165ZM248 166V165H247ZM250 166V165H249ZM254 166V165H253ZM53 167V166H52ZM51 167V168H52ZM55 168L57 167L56 165L54 166ZM85 167H87V166H85ZM121 167V168H120ZM215 167V166H214ZM221 167V166H220ZM225 167V166H224ZM229 167V166H228ZM41 168V167H40ZM82 168H83V166H82ZM226 169H227V167H225ZM44 169V168H43ZM45 169V170H46ZM70 169L71 168H69V171H70ZM244 169V168H243ZM51 170V169H50ZM49 170V171H50ZM54 170V169H53ZM68 170V169H67ZM220 170V169H219ZM38 171V170H37ZM48 171V172H49ZM210 171V170H209ZM245 171V170H244ZM250 171V170H249ZM41 172V171H40ZM226 172L228 173L229 171H227L226 170ZM255 172V171H254ZM42 174H47V172L46 173H44V170H43V172H41ZM54 173V172H53ZM55 173H54V175H55ZM68 173V174H67ZM71 173H73V171H71ZM207 173V172H206ZM244 173V172H243ZM252 173V172H251ZM49 174V173H48ZM210 174V173H209ZM35 175V174H34ZM38 175H40V174H37V176ZM53 175V176H54ZM220 175V174H219ZM243 175V174H242ZM42 176V175H41ZM44 176V175H43ZM48 176V175H47ZM52 175H51V177L50 178H44V179H42V181H43V185H45V183L46 182H48V184L50 183V184H54L53 183V181H55V179L54 180H52L51 178L53 177ZM72 176V177H71ZM236 176H237V174H236ZM249 176V175H248ZM35 177H36V175H35ZM35 177H33V178H35ZM40 177V176H39ZM215 177V176H214ZM36 178H38V177H36ZM53 178H55V176L53 177ZM232 178V177H231ZM38 179H40V178H38ZM227 179V178H226ZM45 180H47L46 182H45ZM212 180V179H211ZM229 180H230V178H229ZM232 180H233V178H232ZM231 180V181H232ZM235 180V179H234ZM233 180V181H234ZM263 180V179H262ZM261 180V181H262ZM38 181V180H37ZM36 181V182H37ZM50 181H52V183L50 182ZM111 181H115V182H117V184H119L117 187H118V189H120V190H122L121 192L122 193H124V194H126L125 195V197H122V196H124V195H121V197L123 198H118V200H116L117 198H114L115 196H116V189H114V188H112V186L111 185H109V182L111 183ZM120 181V182H119ZM217 181V180H216ZM218 181H220V180H218ZM227 181V180H226ZM249 181H250V179H249ZM237 183L239 182V181H236ZM42 183V182H41ZM120 183H121V185H120ZM211 183V182H210ZM242 183V182H241ZM247 183H249V182H247ZM253 183V182H252ZM47 184V185H48ZM111 184H113V182L111 183ZM230 184V183H229ZM258 184V183H257ZM62 185V186H63ZM233 185H235L234 183H233ZM46 186V185H45ZM51 186V185H50ZM99 186V188L101 189L102 188V190L103 189H106L107 191H106V193L107 194H100V195H98L97 196V194H96V197H93V196H86L87 195V193L89 192V194H91V191L93 192L94 191V189L96 188V187H98ZM221 186H223V185H221ZM231 186V185H230ZM23 187V186H22ZM44 187V186H43ZM67 187H65V188H63V187H61L63 190L64 189H66ZM196 189H195V188ZM239 187V186H238ZM37 188H38V186H37ZM60 188V187H59ZM194 188V189H193ZM214 188H216V189H214ZM231 188V187H230ZM264 188V187H263ZM51 189V188H50ZM56 189H58V188H56ZM98 189V188H97ZM224 189V188H223ZM227 189V188H226ZM256 190H257V192H259L258 191V189L257 188H255ZM254 189V190H255ZM10 190V189H9ZM42 190V189H41ZM67 190H68V188H67ZM66 190V191H67ZM218 190V189H217ZM243 190V189H242ZM46 191V190H45ZM60 190H58L57 192H59ZM101 191V190H100ZM110 191V193H108ZM118 191V190H117ZM223 191V190H222ZM234 191V190H233ZM54 192H56V191H54ZM102 192V191H101ZM105 192V191H104ZM120 192V193H121ZM241 192V191H240ZM53 193V192H52ZM63 193H65V191H63ZM119 193V192H118ZM252 193V192H251ZM264 193V192H263ZM14 194V193H13ZM12 194V195H13ZM16 194V193H15ZM25 193L23 192V194H20V195H22V196H20L19 194H18V197L20 198V199H18L16 202H15V204H14V207L12 208V216H16V215H20V213H22V211L24 210V207L25 206H29V205H27V202H26V195H24ZM49 194H51V192L49 193ZM258 194V193H257ZM256 194V195H257ZM17 195V194H16ZM24 195V196H23ZM29 195V194H28ZM52 195V194H51ZM53 195H54V193H53ZM52 195V196H53ZM57 195V194H56ZM60 195V194H59ZM94 195V194H93ZM120 195V194H119ZM236 195V194H235ZM259 195V194H258ZM47 196V195H46ZM61 196V195H60ZM80 196V195H79ZM55 197H57V196H55ZM66 197V196H65ZM119 197V196H118ZM249 197V196H248ZM49 198H51V197H49ZM61 198H62V201H63V197L61 196ZM227 198V197H226ZM246 198H247V196H246ZM250 198V197H249ZM254 198V197H253ZM255 198H256V196H255ZM262 198H263V196H262ZM17 199V198H16ZM55 199V198H54ZM54 199H51V200H54ZM234 199V198H233ZM242 199V198H241ZM258 200V199H257ZM55 201H56V199H55ZM61 201V200H60ZM223 201V202H222ZM246 201V200H245ZM14 202V201H13ZM30 202H31V200H30ZM226 202H227V200H226ZM226 202H225V206H226ZM242 202H243V200H242ZM249 202V201H248ZM247 202V203H248ZM29 203V202H28ZM240 203V202H239ZM246 203V202H245ZM264 203V202H263ZM97 204V203H96ZM100 204H98L99 206H100ZM238 204V203H237ZM249 204V203H248ZM230 205V204H229ZM262 205V204H261ZM12 206V205H11ZM97 206V205H96ZM241 206V205H240ZM256 206V205H255ZM10 207V206H9ZM224 207V206H223ZM234 207V206H233ZM238 207H239V205H238ZM249 207V206H248ZM250 207H252V204H251V206ZM260 207V206H259ZM97 208V210H98V208H100V207H96ZM228 208V207H227ZM230 208V207H229ZM243 208V207H242ZM241 208V209H242ZM264 208V207H263ZM26 209V208H25ZM29 209L31 210V208H29L28 207V211H29ZM101 209V208H100ZM103 209V210H104ZM221 209H222V207H221ZM225 209V208H224ZM236 209H237V206H236ZM27 210H24L25 212H23V213H28V211ZM73 210H75V211H73ZM102 210V209H101ZM102 210V211H103ZM240 210V209H239ZM243 210V209H242ZM244 210H245V208H244ZM243 210V211H244ZM249 210V209H248ZM254 210V209H253ZM9 211V210H8ZM27 211V212H26ZM95 211H96V209H95ZM101 211V212H102ZM232 212H233V210H231ZM241 211V210H240ZM243 211H241V212H243ZM259 211H261L260 209H259ZM262 211H263V209H262ZM97 212V211H96ZM100 212V211H99ZM104 212H105V210H104ZM105 212V213H106ZM212 212V213H211ZM220 212V211H219ZM227 212V211H226ZM225 212V213H226ZM236 212H237V210H236ZM252 212V211H251ZM38 213V212H37ZM40 213V212H39ZM39 213H38V215H39ZM94 213V212H93ZM221 213V212H220ZM239 213V212H238ZM262 213V212H261ZM261 213H260V216H261ZM26 214H24V215H26ZM33 214V213H32ZM31 214V215H32ZM244 214V213H243ZM28 215V214H27ZM26 215V216H27ZM37 215V216H38ZM71 215H70V217H71ZM73 215V216H74ZM81 215V216H80ZM94 215V214H93ZM97 215H98V213H97ZM215 215V214H214ZM236 215H238V214H236ZM242 215V214H241ZM240 215V216H241ZM246 215V214H245ZM252 215V214H251ZM8 216H10L9 214H8ZM23 216V215H22ZM29 216V215H28ZM62 216H65V214H63ZM68 216V215H67ZM77 216V215H76ZM95 216V215H94ZM102 216V215H101ZM90 217V216H89ZM97 217V216H96ZM95 217V218H96ZM219 217V216H218ZM226 217V216H225ZM224 217V218H225ZM239 217V216H238ZM243 217V216H242ZM241 217V218H242ZM12 218V217H11ZM60 218H61V216H60ZM69 218V217H68ZM101 218V217H100ZM215 218V217H214ZM28 219H30V218H28ZM61 219H63V218H61ZM92 219V220H91ZM91 219H89V223L90 224H95L96 223V221H93L94 219H93V217L91 218ZM228 219H230L229 217H228ZM233 219V218H232ZM256 219H258V217L257 218H255V220ZM260 219V218H259ZM258 219V220H259ZM33 220V219H32ZM78 220V219H77ZM81 220V219H80ZM97 220V219H96ZM215 220H216V218H215ZM218 220V219H217ZM231 220V219H230ZM243 220V219H242ZM246 220V219H245ZM263 220V219H262ZM25 222L26 221H30V220H24ZM65 221V220H64ZM63 221V222H64ZM82 221V220H81ZM85 221V220H84ZM83 221V222H84ZM226 221V220H225ZM234 221V220H233ZM253 221V220H252ZM61 222V221H60ZM59 222V223H60ZM63 222H62V224H63ZM231 222H232V220H231ZM235 222H237V221H235ZM242 222V221H241ZM250 222V221H249ZM263 222V221H262ZM11 223V222H10ZM14 223V222H13ZM20 223V222H19ZM24 223V222H23ZM28 223V222H27ZM56 224H57V222H55ZM78 223V222H77ZM100 223V222H99ZM218 223V222H217ZM222 223V222H221ZM230 223V222H229ZM256 223V222H255ZM82 225V223H79V225ZM83 224H85V223H83ZM88 224V223H87ZM223 224V223H222ZM231 224V223H230ZM230 224H228L229 226H231ZM238 224V223H237ZM244 224V223H243ZM252 224H253V222H252ZM257 224V223H256ZM12 225V224H11ZM15 225H17V224H15ZM26 225V224H25ZM60 225V224H59ZM78 225V224H77ZM86 225V224H85ZM250 225H251V223H250ZM249 225V226H250ZM257 225H259V224H257ZM23 227H24V225H22ZM83 226V225H82ZM95 226V225H94ZM98 226V225H97ZM232 226H233V224H232ZM236 226V225H235ZM235 226H233L234 228H235V230L233 229V228H230L229 230H228V228H226V231L227 232H225V233H227L228 234V231H229V236H228V238H229V241L230 242H227V243H229L230 244V246H235L236 247V245L238 246V245H241V240L243 239V237H244V235H245V233H246V230L248 229V228H246V227H248V226H246L245 228H246V230L245 231H239V229L237 228V227H235ZM13 227V226H12ZM46 227V226H45ZM81 227V226H80ZM91 227V226H90ZM100 227V226H99ZM220 227V226H219ZM239 227V226H238ZM251 227V226H250ZM264 227V226H263ZM47 228V227H46ZM63 228V227H62ZM92 228H93V226H92ZM95 228V227H94ZM97 228V227H96ZM236 228L238 229V230H236ZM244 228V227H243ZM262 228V227H261ZM81 229V228H80ZM83 229V228H82ZM90 229V228H89ZM114 230V229H116V231L118 230V232L115 234V230L113 231L114 232V234L113 235H110L111 234V232H110V234L108 233V235H110V236H106L105 235V233H107V231L108 230ZM258 229V228H257ZM79 230V229H78ZM94 230V229H93ZM252 231H253V229H251ZM262 230V229H261ZM260 230V231H261ZM264 230V229H263ZM80 231V230H79ZM224 231V230H223ZM12 232H14V230L12 231ZM26 232V231H25ZM210 232V233H211ZM264 232V231H263ZM82 233H83V231H82ZM258 233V232H257ZM203 234V235H202ZM207 234V233H206ZM249 234V233H248ZM263 234V233H262ZM39 236V235H38ZM257 236H258V234H257ZM216 237V236H215ZM215 237H214V239H215ZM218 238H220V236L218 237ZM223 238V237H222ZM226 238V237H225ZM225 238H224V240H225ZM263 238V237H262ZM217 239V238H216ZM227 239V238H226ZM250 239V238H249ZM258 239V238H257ZM256 239V240H257ZM264 239V238H263ZM212 240H213V238H212ZM218 240V239H217ZM228 240V239H227ZM226 240V241H227ZM253 240V239H252ZM251 240V241H252ZM36 241V240H35ZM73 241V240H72ZM245 241V240H244ZM247 241H248V239H247ZM258 241V240H257ZM38 242V241H37ZM41 242V241H40ZM64 242V241H63ZM66 242H68V241H66ZM225 242V241H224ZM223 242V243H224ZM243 243V242H242ZM256 243V242H255ZM259 243V242H258ZM263 243V242H262ZM261 243V244H262ZM69 244V243H68ZM67 244V245H68ZM78 244V245H77ZM221 244V243H220ZM244 244V243H243ZM253 244V243H252ZM35 245V244H34ZM70 245V244H69ZM214 245V246H213ZM218 245H219V243H218ZM224 245V244H223ZM227 245V244H226ZM43 246H46V245H43ZM187 246H190V247H187ZM225 246V245H224ZM234 246L232 247V248H234ZM251 246V245H250ZM256 246V245H255ZM258 246V245H257ZM261 246V245H260ZM259 246V247H260ZM184 247H186V248H184ZM226 247V246H225ZM229 247V246H228ZM242 247V246H241ZM252 247V246H251ZM48 248V247H47ZM50 248V247H49ZM184 248V249H183ZM247 248V247H246ZM256 248V247H255ZM262 248H263V246H262ZM243 249H245V248H243ZM249 249V248H248ZM253 249V248H252ZM260 249V248H259ZM223 250V249H222ZM231 250V249H230ZM229 250V248H228V251H230ZM191 251H193V255L194 256H196L197 258H196V260L195 261H188L191 257H189L188 258V260L187 261H180V259H179V257H188L189 256V254L191 253ZM227 251V250H226ZM232 251V250H231ZM236 251V250H235ZM239 251V250H238ZM237 251V252H238ZM257 251V250H256ZM263 251V250H262ZM43 252V251H42ZM225 252V251H224ZM241 252L242 251H240V254H239V252L238 253H236L235 252V254H233L232 256L234 257V258H232V256H231V258L230 257H227V258H230V259H235L234 261L236 262L235 264H237V261L239 260L240 261V258H242L241 256H242V254H243V252H242V254H241ZM246 252H248V251H246ZM246 252H244V253H246ZM250 252V251H249ZM260 253H262V252H260ZM186 254H188V256L186 255ZM43 255V254H42ZM41 255V256H42ZM185 255V256H184ZM192 255V256H193ZM227 255V254H226ZM225 255V256H226ZM245 255H247V254H245ZM255 255V254H254ZM261 255V254H260ZM249 256V255H248ZM252 256V255H251ZM39 257V256H38ZM253 257V256H252ZM251 257V258H252ZM181 258V259H182ZM245 257H244V255H243V259H244ZM248 257H246V259H247ZM250 257L248 258V262H245V263H242V264H252V263H249L250 262V260L249 259H251ZM256 258V257H255ZM258 258V260L256 259V261L257 262H255L254 261V258H253V261H254V263L256 264H258V261H259V257H257ZM263 259H264V257H262ZM44 259V258H43ZM39 260V259H38ZM184 260V259H183ZM193 260V259H192ZM232 260V261H233ZM80 261V260H79ZM126 261V262H125ZM242 261H244V260H242ZM246 261V260H245ZM63 262V261H62ZM71 262V261H70ZM136 262H135V264H136ZM230 262V261H229ZM241 262V261H240ZM262 262V260L259 262V263H261ZM78 263V264H79ZM131 264H132V262H130ZM263 263H264V261H263ZM48 264V263H47ZM61 264H67L66 262L65 263H61ZM69 264V263H68ZM133 264H134V262H133Z\"/></svg>",
    "mask_w": 264,
    "mask_h": 264
}]
</instances>
